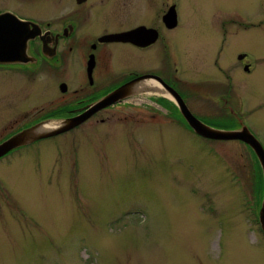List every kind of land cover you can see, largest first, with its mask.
I'll return each instance as SVG.
<instances>
[{"label":"rangeland","instance_id":"rangeland-1","mask_svg":"<svg viewBox=\"0 0 264 264\" xmlns=\"http://www.w3.org/2000/svg\"><path fill=\"white\" fill-rule=\"evenodd\" d=\"M199 2L250 9L243 0ZM207 34L194 26L193 38ZM225 38L224 54L248 48L259 57L249 107L264 128L260 34L232 29ZM203 65L197 58L195 73ZM104 127L108 135L45 140V155H33L45 159L40 169L25 156L12 157V173L0 169V264H264L262 170L237 139L179 127L178 135H128L141 128L131 119Z\"/></svg>","mask_w":264,"mask_h":264},{"label":"flooded vegetation","instance_id":"flooded-vegetation-1","mask_svg":"<svg viewBox=\"0 0 264 264\" xmlns=\"http://www.w3.org/2000/svg\"><path fill=\"white\" fill-rule=\"evenodd\" d=\"M243 1L247 14L199 0H0V143L38 123L84 116L55 136L10 149L0 169L12 173L17 156L40 169L45 159L33 155H45V140L108 135L105 125L130 119L141 128L128 135H178V127L197 135L182 104L212 127L264 135L249 107L259 57L248 48L223 51L232 29L258 32L264 50V0ZM195 25L211 34L193 38ZM199 57L204 65L195 73ZM239 84L250 94L237 92ZM123 86V96L92 110ZM237 141L261 170L250 146Z\"/></svg>","mask_w":264,"mask_h":264},{"label":"water","instance_id":"water-1","mask_svg":"<svg viewBox=\"0 0 264 264\" xmlns=\"http://www.w3.org/2000/svg\"><path fill=\"white\" fill-rule=\"evenodd\" d=\"M126 87H120L110 94H108L103 100H100L99 105H96L92 110L101 106V104H107L119 99L124 95ZM180 110L184 118L186 119L192 130L200 137L213 140H230L237 139L245 142L254 151L258 162L260 164L262 175H263V186H264V149L260 141L249 131V129L243 126L240 129L225 130L218 129L203 123L201 120L196 118L191 112L182 104ZM84 116H77L60 123H38L31 127H28L17 134L11 136L4 142L0 143V156L5 154L10 149L33 142L35 140L54 136V134L66 131L75 125H77ZM258 222L262 232L264 233V191L263 198L258 211Z\"/></svg>","mask_w":264,"mask_h":264}]
</instances>
